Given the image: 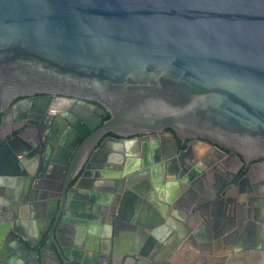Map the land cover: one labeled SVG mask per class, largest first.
I'll list each match as a JSON object with an SVG mask.
<instances>
[{
  "label": "water",
  "instance_id": "obj_1",
  "mask_svg": "<svg viewBox=\"0 0 264 264\" xmlns=\"http://www.w3.org/2000/svg\"><path fill=\"white\" fill-rule=\"evenodd\" d=\"M37 94L91 102L110 117L65 136L55 155L26 152L18 131L0 134V264H52L50 254L58 264H173L180 239L162 244L158 224L144 245L122 244V221L138 222L147 195L165 193L162 174L175 187L165 203L185 221L166 224L181 239L226 250L227 220L236 235L250 208L258 213L259 187L247 177L244 188L239 176L210 186L205 199L198 162L159 157L155 146L152 159L139 142L169 129L174 149L178 138L202 139L246 162L264 158V0H0V112ZM125 143L136 145L138 171L123 168ZM135 174L150 182L131 188ZM109 176L120 203L98 198ZM102 218L112 224L107 243L91 225Z\"/></svg>",
  "mask_w": 264,
  "mask_h": 264
},
{
  "label": "flooded vegetation",
  "instance_id": "obj_2",
  "mask_svg": "<svg viewBox=\"0 0 264 264\" xmlns=\"http://www.w3.org/2000/svg\"><path fill=\"white\" fill-rule=\"evenodd\" d=\"M109 117V113L91 102H85L73 97L37 94L30 97H18L14 99L4 111L0 112V134L6 138L18 131L20 138L27 142L28 145L32 146V148L27 149L26 152L37 153L39 155L45 154L46 156L55 155V153H58V148L60 147L59 143L65 136L70 135L71 132H77L78 130L76 129L81 128L80 126L83 124L85 125L86 130L89 131L99 122L103 123L108 120ZM84 130L81 129V132H85ZM91 133L93 132L91 131ZM109 135L111 134L104 135L99 143L104 141ZM173 136L174 132L169 129L162 131L158 135H151L147 140H141L139 142L140 150L143 146H146L152 159L155 155L153 149L156 147L155 149H157L159 157L182 155L186 160L198 162L199 168L197 170L198 173H200V176L198 177L200 179L197 180L195 185L202 193H205L203 195L204 197L202 196L205 199L210 198V195L208 194V188L210 186L223 184L226 181H230L235 176L240 177L238 179L241 180L242 188L245 187V182L243 181L245 177H247L251 183L258 184L260 191L259 195L251 194V198L254 199L255 202L263 198L264 158L246 162L242 156L235 153H225L210 142L202 139L181 140L178 138L176 139L177 147L174 149L172 144ZM82 141L83 139L79 138V142L81 143ZM129 154L137 159L139 153L136 155V152L134 151ZM151 167L149 169H151ZM162 167L164 168V165ZM108 172L112 173L117 171L110 170ZM109 177H101L102 179L99 182L101 190L98 193V198L104 202L109 201L111 203H120L122 200V194L117 192L119 189V182L114 181L112 180V177ZM127 183L133 188L132 179ZM103 185L107 186L108 189H105L106 187ZM183 188L184 185L180 184V190ZM257 203L258 202H256V204ZM12 206L14 205L10 203V207ZM254 209L255 207H252L249 211V214L254 217L252 220L256 217V212H253ZM211 219V216H208L205 221L209 222ZM105 224H107V227L103 228L104 224L101 220L97 223H91V225L95 227L99 228L100 226V228H103L104 230L106 229L107 233V230L110 231L109 229L112 224L110 222ZM82 230H84L83 237H85L86 240L87 228H82ZM61 232L63 234L61 235L66 242L70 244L74 242V239L71 238L67 229H62ZM31 236L34 235L32 234ZM83 237H81L80 241L76 240L77 244L81 243L82 245ZM107 240L108 237L106 236V243ZM227 240L229 242L231 238L229 237ZM32 241L33 243L38 242L34 239ZM81 251L83 252L81 258L86 262L87 254L84 249L77 250L78 253ZM75 257L80 258V254L75 255ZM50 260L52 264H58L52 254H50ZM258 261L259 264H264L263 260L259 259ZM220 263L221 262L216 261L213 264ZM101 264L107 263L102 262Z\"/></svg>",
  "mask_w": 264,
  "mask_h": 264
},
{
  "label": "crops",
  "instance_id": "obj_3",
  "mask_svg": "<svg viewBox=\"0 0 264 264\" xmlns=\"http://www.w3.org/2000/svg\"><path fill=\"white\" fill-rule=\"evenodd\" d=\"M127 147L126 152L122 150L121 153H124L127 158L123 159L125 167H131L134 171H138L141 169L140 163L137 162V159L131 156L129 153H133L132 151H137V148L133 146V150L125 143ZM128 150V151H127ZM119 152V151H118ZM134 175V174H133ZM131 175V176H133ZM161 183L157 182V186L160 190H164L165 193L163 195H159L160 198L152 192V194H148L143 206L140 207V217L135 225L134 221L129 224L128 222L122 221L123 229L122 232V244L125 242L128 243L130 246L144 245L145 242L148 240L147 234L149 228L154 226V224H158L157 227H163L164 231L159 234V238L161 239L162 244L168 246L175 243L177 239H180V244H177L176 247V255L174 257L173 264H213L214 262L218 261L221 263L229 262L230 264H259V259L263 260L264 263V195H262V199L258 201V213L256 212V217L254 220L247 221L243 226H241L238 230L236 235H233V230L231 227V219L227 220V223L230 225L227 227L228 232L225 236H229L234 246L230 244L226 250L222 246L216 243V241H209L207 239H200L193 236L192 239L184 238L181 239L178 229L177 233L175 234L176 239H174V229L166 224V222L172 221L175 224H178V227L181 228L184 225L183 216H181L179 209L174 208L173 205H167L165 200L171 199L175 193V187L172 190V187H169L168 184L172 182V179L164 176L163 174L160 175ZM165 177V178H164ZM150 182L149 176L146 174L140 175L135 174L132 179V185L134 187H139L141 183ZM104 186V185H103ZM105 189H108L107 186ZM161 193V192H160ZM109 194V193H106ZM169 207V210L167 209ZM163 212L165 215H163ZM139 214L137 211L135 212ZM171 218V219H170ZM101 221L103 222L104 227H107L105 223H108V218H102ZM23 223L24 220H23ZM133 223V224H132ZM27 224V222L25 223ZM22 224V226L28 231L30 235V230L28 225ZM134 225V226H132ZM174 225V224H173ZM100 228L99 235L96 238H100L101 240L105 241V237L109 236V231L106 229ZM238 229V228H237ZM235 231H237L235 229ZM147 233V234H146ZM205 254V255H204ZM19 264V263H16ZM135 264V262L129 263ZM157 264H172L168 261L158 262Z\"/></svg>",
  "mask_w": 264,
  "mask_h": 264
}]
</instances>
